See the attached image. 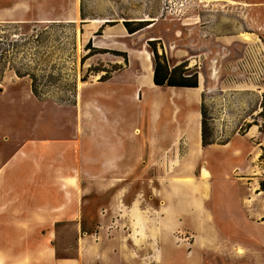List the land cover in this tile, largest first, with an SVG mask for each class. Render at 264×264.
I'll use <instances>...</instances> for the list:
<instances>
[{"label": "rangeland", "instance_id": "rangeland-1", "mask_svg": "<svg viewBox=\"0 0 264 264\" xmlns=\"http://www.w3.org/2000/svg\"><path fill=\"white\" fill-rule=\"evenodd\" d=\"M109 20L117 23L97 35ZM0 21L24 22L22 31L36 21L63 25L49 29L39 49L42 59L32 65L43 98L34 95L30 77L8 70L0 84V123L25 115L28 136H53L49 132L55 124L67 131L59 136H90L84 142L89 167L101 165L95 137L109 145L108 136L118 132L137 136L136 146L124 141L128 162L135 148L139 153L138 171L126 174L122 188L100 187L106 173L87 168L82 174H66L82 180L85 189L63 187L54 174L42 189L35 183L24 189L0 188L2 264H73L86 245L97 246L91 260H108L120 255V245L158 241L144 236L156 230L168 235L164 244L173 246L174 264H264V196L258 199L260 211L245 215L230 181L245 164L234 150L248 152L259 141L264 147V0H0ZM125 21L133 22L132 27L141 21L152 24L130 34ZM91 39L92 48L102 53L87 58ZM150 40H160L159 53L171 65L187 61L199 73L198 92L207 85L203 102L212 139L234 136L229 147L206 150L208 176L189 155L196 142L188 125L196 116L194 93L150 82L144 64L150 55L154 69ZM124 52L127 59L120 55ZM92 67L108 70L111 78L100 81L105 72L89 75ZM76 105L80 114L73 115L70 132L68 121L56 120L53 113ZM249 136L258 137L251 141ZM114 144L119 142L110 146ZM48 155V166L79 164L74 151L56 144ZM38 158L31 156L32 166L37 167ZM260 166L264 168V160ZM213 183L218 191L212 203ZM54 212L67 217L55 221ZM76 212L78 218L72 220ZM50 245L56 250L50 251Z\"/></svg>", "mask_w": 264, "mask_h": 264}, {"label": "crops", "instance_id": "crops-1", "mask_svg": "<svg viewBox=\"0 0 264 264\" xmlns=\"http://www.w3.org/2000/svg\"><path fill=\"white\" fill-rule=\"evenodd\" d=\"M199 83L201 85L200 77ZM190 91L194 93V104L192 106V109L195 110L196 116L192 125H190V123L188 125L190 126V136H196V147H190L189 155L199 163V166H201L200 168L204 167L203 173L208 176V171L203 164L206 150L209 148L214 149L215 147L227 148L231 143L229 141H231L234 136L230 137L226 141H219L220 138L218 137L216 138L215 143L206 147L203 146V116L201 108L202 102L204 101V94L207 92V85H205L204 88L199 92L194 88H192ZM73 107L76 109L75 112H73ZM53 114H55L57 118L56 120H62L64 118V120L68 121L69 124H67L68 127L66 128L70 129V132H73V115L75 118H78L80 114L79 105L71 107H61L60 113L55 111ZM53 114H50V116H52ZM29 115L30 114L28 113V116ZM68 115H70L71 117H69ZM24 117L25 119L19 118L11 122L2 121L0 123V166L2 165L0 167V188L24 189L27 187H32L31 183H35L37 184V187L39 189H42V187L48 186V183L51 182V175L54 174L56 182H61V185H63V187H66L70 190H75L78 187L85 189L86 187L82 180L80 182H77L76 180H74L75 177L66 176V174H73L74 172H79L80 174H82L84 171L88 170L94 173H106L103 177V180L98 182V185L105 189H116L119 187L122 188L121 183L126 180V174H134L138 171L139 167L137 166V161L139 160L137 159V157H139V153H137L135 148L137 136H122V134L118 132L117 136H108L109 145H105L101 139L95 137L94 139L97 140L100 145L101 153L96 154V156L101 157V165H99L98 167H89L87 164L88 150H86L87 148L84 146V142H86L88 137L90 136H59L63 133H67V131L62 130L57 124H55L54 129L52 131L50 130L49 132L53 136H28V133H26L28 124L26 122L25 115ZM81 119L84 123V113H81ZM28 120H30V118H28ZM66 128L65 130H67ZM4 131L11 134H9V136H3L2 132ZM198 136H200L199 150ZM249 137H253L251 141H255L258 136ZM127 139L134 142L133 145H135L132 156H129L131 157V161L129 160V162L128 155L130 153L128 154V146L126 143H124V141L126 142ZM115 141H118L119 144H114V146L111 147L110 145ZM120 141H122V143H120ZM262 143L263 142L261 141L257 142V144L253 146V148H251L248 152L239 150V148L234 150V152L236 153L235 156L237 158L245 160V164L241 165V167L235 171V179L230 180L235 183V186L238 190L237 201L238 204L242 208H244L243 211L245 215L250 212L252 213L260 211L261 204L259 205L258 199L259 197L264 196V191H259L260 181L264 177V168L263 166H260L262 164V161L260 160L261 154L263 152ZM54 144L61 146V148L66 147L68 150H70V152L74 151V155L79 161L78 166L65 168L58 167L57 164L48 166L49 164H47V158L51 156L48 155V150L49 148L53 147ZM36 154L39 158L37 167H34L31 165L30 158L32 155L36 156ZM63 155L65 157L67 154L63 153ZM111 173L113 175H111ZM213 179L214 177H212V180ZM211 191V199L213 203L218 191H215L214 183L212 184ZM223 193L224 191L220 193V195H222ZM227 195H229V193ZM40 209L42 210V206L40 207ZM60 209V207L54 208L55 211H58ZM105 210L108 214L109 209L106 208ZM214 212V209H212L213 216L215 217ZM39 214L40 218H42V212H40ZM78 215L79 213L76 212L72 220L77 219ZM66 217V214H63L61 212H54L55 221H60L61 219H65ZM148 233H146L144 236H155L156 238H158V241L152 242L151 240H146L145 243L142 244L120 245V255H110L108 260H91V258L94 257L93 254L96 252L97 246H83L80 248L81 258L79 260L73 259V264H174L173 255H171L173 254V246L164 244L163 237L168 236L166 235V232L164 230H156L154 231V234ZM144 236L137 235V237L141 238ZM48 248L50 249V251L56 250L53 245L48 246ZM139 255L141 259H137ZM0 264H2L1 261ZM53 264L63 263L62 260H56Z\"/></svg>", "mask_w": 264, "mask_h": 264}, {"label": "trees", "instance_id": "trees-1", "mask_svg": "<svg viewBox=\"0 0 264 264\" xmlns=\"http://www.w3.org/2000/svg\"><path fill=\"white\" fill-rule=\"evenodd\" d=\"M83 19L85 18L84 13L82 12ZM49 24L42 26V22L36 21L32 23L31 27H28L27 31H22L23 28L27 27L24 22H15V21H0V84H2L5 74L8 70H13L16 75L20 78L30 77L32 79V91L36 97L39 99L43 98L42 93L38 88L39 76L34 71L33 64H38L42 59L40 56V47L42 44L49 38V29L54 28V26H63L59 25L57 22H47ZM117 23L114 21L105 22L97 35H102L104 30L108 25H114ZM133 22L125 21L124 25L130 34H134L145 29L147 26L151 25V21H141L137 27H132ZM74 22L71 23V26H74ZM43 27V28H42ZM156 41L160 40H150L149 44L152 47V53L154 58V84L159 87H170V88H198L199 83V73L193 71L190 68V64L187 61H184L181 64L171 65L165 54H160L158 47L156 46ZM93 39L87 44V48L91 51L85 56L90 58L95 54L102 53L101 48L93 47ZM33 49L34 52L24 50L25 48ZM124 55L125 59L126 52ZM100 81H106L111 78V73L106 69H96L90 68L88 73L100 75L104 73ZM87 76L83 78V81H87ZM2 91V88H0ZM72 96L77 93V89L71 90ZM70 93V94H71ZM70 100V99H69ZM72 101V99H71ZM202 144L204 147L215 143L212 139V129L208 122V113L205 106V103H202ZM263 154L260 157V160H264V147ZM259 191H264V178L260 181Z\"/></svg>", "mask_w": 264, "mask_h": 264}, {"label": "bare ground", "instance_id": "bare-ground-1", "mask_svg": "<svg viewBox=\"0 0 264 264\" xmlns=\"http://www.w3.org/2000/svg\"><path fill=\"white\" fill-rule=\"evenodd\" d=\"M147 54H149V53H147ZM144 64H145V68H146V71H147V73H146L147 74V78L150 80V82H152V84L155 87H159V86L155 85L154 84V81H153L154 69L152 68V64H151V61H150V55H148V56L145 57ZM191 89L190 88H186V90H189V91ZM194 89L195 90H199L200 87L199 88H194ZM199 144H200V136H198V150H199ZM195 147H196V142L193 143V148H195Z\"/></svg>", "mask_w": 264, "mask_h": 264}]
</instances>
